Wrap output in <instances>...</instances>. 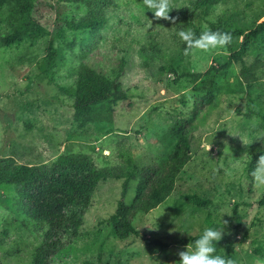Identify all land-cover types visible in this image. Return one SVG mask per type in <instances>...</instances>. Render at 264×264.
<instances>
[{"label": "rangeland", "instance_id": "374dc122", "mask_svg": "<svg viewBox=\"0 0 264 264\" xmlns=\"http://www.w3.org/2000/svg\"><path fill=\"white\" fill-rule=\"evenodd\" d=\"M192 1L170 0L173 24L154 18L144 0H115L100 33L68 29L87 12L75 0H35L29 13L12 6L0 11V33L22 35L9 46L0 42V158L50 166L61 156L86 154L121 177L100 183L79 212L82 225L67 231L50 264H178L192 238L205 226H223V219L216 254L236 264H264V186L251 175L264 154V27L247 46L248 80L241 75L244 64L233 59L244 35L264 26V0H218L185 20L179 10ZM212 26L243 36L186 55L176 32L201 34ZM225 64L214 78L204 75ZM83 67L114 81L126 97L93 107L89 122L78 120L74 108ZM203 97L218 104L194 115ZM180 119H192L196 130L173 193L135 217L138 236L118 240L109 219L130 171L122 155L139 167L160 162L177 145L172 129ZM138 183L130 182L127 204ZM187 195L212 204L198 208ZM47 229L30 219L15 186L0 184L2 264H33Z\"/></svg>", "mask_w": 264, "mask_h": 264}, {"label": "trees", "instance_id": "16d2710c", "mask_svg": "<svg viewBox=\"0 0 264 264\" xmlns=\"http://www.w3.org/2000/svg\"><path fill=\"white\" fill-rule=\"evenodd\" d=\"M35 0H0V11L7 7H14L20 13H29L35 8ZM86 14L78 20L67 23L71 31H91L100 33L107 25V14L115 0H75ZM218 0H193L192 6L179 10V15L188 20L193 9L200 10L217 3ZM263 24L255 31L244 35V44L240 52L233 55V59L244 64V57L249 43L263 30ZM211 31L227 32L231 37H241L242 32L212 26ZM200 34L197 33L198 37ZM22 35L14 33L4 35L0 33V42L9 46L20 40ZM184 49L186 43H184ZM227 68V64L212 67L204 75L216 74ZM214 73V74H212ZM242 78L248 80L250 69L245 64L241 72ZM195 78L201 77L200 74ZM120 87L114 82L89 68L83 67L78 76L76 102L77 119L89 122L93 114L92 108H104L113 101L125 99L120 93ZM107 103V104H106ZM218 104L217 98L203 97L196 102L194 115L204 108H214ZM196 130L192 119L178 120L172 129L173 138L177 141L174 150L160 162L139 167L130 155L122 158L130 167V171L123 183L121 200L116 212L109 219L118 240L138 236L134 228L135 217L140 213H149L163 204L175 189L176 178L186 162V155L191 149L190 136ZM120 179L116 169H100L93 158L86 154L61 156L52 165L27 166L18 164L13 158H0V184L13 185L25 207L29 210L30 219L40 225H46L47 231L36 250L33 264H50V261L63 247V238L68 230L74 233L82 225L79 212L87 209L91 199L101 182L107 179ZM139 179L134 197L130 204L126 203L127 192L131 181ZM188 201L198 208H208L211 200L197 195H187ZM264 203V198H263ZM197 238H192L194 241ZM0 264H2L0 257Z\"/></svg>", "mask_w": 264, "mask_h": 264}, {"label": "clouds", "instance_id": "9594fccd", "mask_svg": "<svg viewBox=\"0 0 264 264\" xmlns=\"http://www.w3.org/2000/svg\"><path fill=\"white\" fill-rule=\"evenodd\" d=\"M144 5L151 10L154 18L176 23V18L169 13L173 10L170 0H144ZM180 40L186 43L185 54L190 49L209 50L228 45L232 37L227 32L204 30L198 37L191 28L180 29L176 32ZM257 186H264V154L259 155L256 166L251 173ZM227 221L223 219V226H205L199 237L185 251H180L178 264H236L231 258L216 254L217 242L222 239ZM191 235V233H189Z\"/></svg>", "mask_w": 264, "mask_h": 264}]
</instances>
